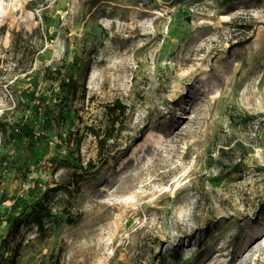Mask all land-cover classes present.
<instances>
[{"label":"rangeland","instance_id":"374dc122","mask_svg":"<svg viewBox=\"0 0 264 264\" xmlns=\"http://www.w3.org/2000/svg\"><path fill=\"white\" fill-rule=\"evenodd\" d=\"M63 61L79 116L19 135ZM116 98L111 156L69 184L54 160L97 162L84 126ZM0 242V264H264V0H0Z\"/></svg>","mask_w":264,"mask_h":264},{"label":"trees","instance_id":"16d2710c","mask_svg":"<svg viewBox=\"0 0 264 264\" xmlns=\"http://www.w3.org/2000/svg\"><path fill=\"white\" fill-rule=\"evenodd\" d=\"M73 62L66 63L63 61L55 67H47L44 78L49 82V87H44L37 90L35 85L29 89H23L25 100H18L15 105V110L22 107V114L17 118V121L10 123V126L15 127L16 132L26 135L31 129L24 121L28 112L30 116L40 115L38 119V126L46 127L48 123L53 127L65 129L71 127V122L76 116H79L80 108L77 105L78 94L80 93L81 86L83 87L82 95H85V87L81 85L78 78L73 74L70 68ZM66 68V70H64ZM46 88V89H45ZM107 120L105 124L95 126L94 124H85L84 129L89 131L97 141L98 153L97 162L89 160L83 162L78 159L72 160L69 155L56 158L55 169L66 167L68 169V183L78 185L86 175L95 172L97 167L106 163L111 156V151L116 142L117 123L121 121V115H124L127 105L119 98L114 99L104 105ZM28 110V111H27ZM31 110V111H30ZM10 121V120H9ZM9 121H7L9 123ZM72 133L71 128L68 129ZM5 131V130H3ZM64 132V131H63ZM62 133V132H61ZM62 135V134H60ZM76 139H74L75 143ZM69 142V141H68ZM37 206V205H36ZM32 207L29 212L33 216V220L39 227L43 226L42 220V207ZM24 221V216L9 215L7 218V227L1 237V242H4ZM0 242V243H1Z\"/></svg>","mask_w":264,"mask_h":264},{"label":"bare ground","instance_id":"6f19581e","mask_svg":"<svg viewBox=\"0 0 264 264\" xmlns=\"http://www.w3.org/2000/svg\"><path fill=\"white\" fill-rule=\"evenodd\" d=\"M146 137H147V135H146ZM146 137H145V138H146ZM145 138H144V140H145Z\"/></svg>","mask_w":264,"mask_h":264}]
</instances>
